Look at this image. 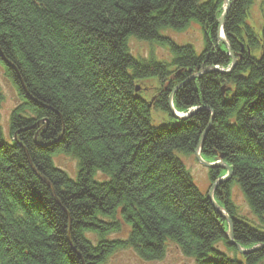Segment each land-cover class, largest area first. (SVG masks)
I'll return each mask as SVG.
<instances>
[{
    "label": "trees",
    "instance_id": "1",
    "mask_svg": "<svg viewBox=\"0 0 264 264\" xmlns=\"http://www.w3.org/2000/svg\"><path fill=\"white\" fill-rule=\"evenodd\" d=\"M257 1L230 0L223 32L236 65L222 73L215 68L232 66L218 39L224 0H0V66L20 102L9 139L0 114V264H109L124 252L158 262L169 244L195 264H264V248L242 255L230 245L227 220L181 159L203 140V161L231 168L215 201L235 244L264 246V16L249 23ZM193 23L200 53L163 35ZM132 38L170 60L133 56ZM147 80L158 87L144 89ZM171 95L178 113L196 111L174 118ZM4 100L0 86V111ZM153 111L170 123L154 126ZM57 156L77 161L75 178ZM208 170L212 184L227 174Z\"/></svg>",
    "mask_w": 264,
    "mask_h": 264
},
{
    "label": "rangeland",
    "instance_id": "2",
    "mask_svg": "<svg viewBox=\"0 0 264 264\" xmlns=\"http://www.w3.org/2000/svg\"><path fill=\"white\" fill-rule=\"evenodd\" d=\"M250 16L251 19L249 23L255 25L256 27H260L262 25L263 16H264V0H258L256 2V4L252 7L250 11ZM163 35L171 38L177 44L191 45L196 50L197 53L202 52V50L205 47L203 32L201 30V27L195 23L191 24L183 32L166 30L163 32ZM129 45H130V51L132 55L135 57L145 60H148L151 57L154 60L155 59L163 60V61L170 60V53L168 49L162 48L156 44L142 42L136 40L135 38H132L130 40ZM151 85L153 87H158L159 83L155 80H147L143 83L144 89L152 88ZM0 86L5 98L0 111L1 124L3 127V132L5 137L9 139L10 117L13 110L18 106L20 102L17 92L9 83L8 79L5 77V72L1 66H0ZM146 95L147 92H145L143 96ZM151 95L153 94L149 93V95H147L146 97L150 98ZM152 120L154 126L167 125L168 123H170L169 117L161 111H153ZM181 159L184 162L187 169L190 171L197 188L204 195L208 194L212 187L209 170L198 162L196 155H192V156L182 155ZM54 164L57 168L66 172L71 178L76 177L78 171L77 161L69 157L57 156L54 159ZM97 178L99 180H102L103 176L101 174H98ZM231 192L234 203L241 208L242 213H246L247 208L245 206L244 199L239 188L233 187ZM122 237H126V232L123 235H112L110 238L113 239V238H122ZM221 249L224 250L223 247H221ZM109 264H195V261L191 258L185 257L175 245L169 244L166 257L162 261L143 262L138 260V258H136V256L133 255V253L124 252L114 256L110 260Z\"/></svg>",
    "mask_w": 264,
    "mask_h": 264
},
{
    "label": "water",
    "instance_id": "3",
    "mask_svg": "<svg viewBox=\"0 0 264 264\" xmlns=\"http://www.w3.org/2000/svg\"><path fill=\"white\" fill-rule=\"evenodd\" d=\"M224 1H225V11H224L223 15L221 16V18H220V20H219L218 39H219L222 43H224V44L228 47V49H229V51H230V48H229V46H228V43H227V41H226V39H225L224 32H223V26H224V23H225V18H226L227 14H228V12H229V9H230V0H224ZM230 56H231V58H232V66H231L230 69H228V70H220L219 68H215V70H217V71H219V72H222V73H228V72H230V71L234 68V66L236 65V59H235V57L233 56V54L231 53V51H230ZM1 59H2L4 62H6L7 64H9V62L4 58L3 54H1ZM139 91H140V90H138V92H139ZM172 100H173V95H171V97H170V99H169V110H170L171 115H172L174 118H176V119H179V120L187 119V118H189V117L191 116V114H192L193 112L196 111V109H193V110L189 111V113L186 114V115L179 114V113L174 109L173 104H172ZM202 143H203V140L200 142V145H199V147H198V149L196 150V153H195L198 162H199L201 165H203L204 167H206L207 169L223 168V169H226V170H227V174H226V176H225L224 178L219 179L218 181H216V182L212 185V187H211V189H210V191H209V193H208V199H209V201L213 204V206H214V208L217 210V212H218V213H219L224 219H226L227 222H228V224H229V227H230V233L227 234V238L229 239V243H230V245H231V246H235V247L238 249V251H239L242 255H247V254H249V253H251V252H253V251H255V250H258V249H260V248H264V246H262V247H256V248H254V249H252V250H248V251H246V250L241 249V247H240L239 245L235 244L234 239H233V224H232V221L229 219V217L227 216V214L225 213V211L219 208V206L217 205V203H216V201H215V199H214V192H215V190L219 187L220 184H223V183L227 182V181L231 178V176H232V170H231L230 167H228V166L222 164L221 162H216V163H212V164H210V163H207V162L203 161V159H202V157H201V147H202ZM30 164L32 165L31 160H30ZM32 167H33V165H32ZM33 169H34V168H33ZM39 176H40V175H39Z\"/></svg>",
    "mask_w": 264,
    "mask_h": 264
},
{
    "label": "bare ground",
    "instance_id": "4",
    "mask_svg": "<svg viewBox=\"0 0 264 264\" xmlns=\"http://www.w3.org/2000/svg\"><path fill=\"white\" fill-rule=\"evenodd\" d=\"M138 90H140V89H138ZM140 91H141V90H140ZM140 91H139V92H140ZM179 114H180V113H179ZM212 185H213V184H212ZM229 233H230V227H229V230H228V233H227V234H229ZM255 248H256V247H255Z\"/></svg>",
    "mask_w": 264,
    "mask_h": 264
}]
</instances>
